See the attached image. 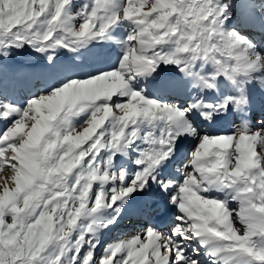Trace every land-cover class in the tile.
Listing matches in <instances>:
<instances>
[{"label": "snow or ice", "instance_id": "snow-or-ice-1", "mask_svg": "<svg viewBox=\"0 0 264 264\" xmlns=\"http://www.w3.org/2000/svg\"><path fill=\"white\" fill-rule=\"evenodd\" d=\"M0 264H264V0H0Z\"/></svg>", "mask_w": 264, "mask_h": 264}, {"label": "bare ground", "instance_id": "bare-ground-1", "mask_svg": "<svg viewBox=\"0 0 264 264\" xmlns=\"http://www.w3.org/2000/svg\"><path fill=\"white\" fill-rule=\"evenodd\" d=\"M227 128H228V125H227L226 122H224V123H222V124H220V125H217V129L227 130ZM212 130H216V129H212ZM125 224H127V225H125V226H126L125 228H122V226H121V228H122L123 230H127L126 228H127V227L129 226V224H131V223H129V222H125Z\"/></svg>", "mask_w": 264, "mask_h": 264}, {"label": "rangeland", "instance_id": "rangeland-1", "mask_svg": "<svg viewBox=\"0 0 264 264\" xmlns=\"http://www.w3.org/2000/svg\"><path fill=\"white\" fill-rule=\"evenodd\" d=\"M124 225H127V224H123V225H122V228H123ZM111 235H112L113 237H115L116 233L114 232V233H112Z\"/></svg>", "mask_w": 264, "mask_h": 264}]
</instances>
